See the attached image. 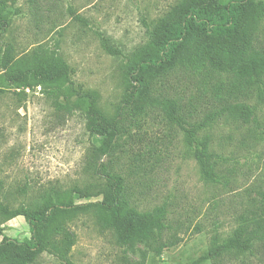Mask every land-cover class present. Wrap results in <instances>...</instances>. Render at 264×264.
Here are the masks:
<instances>
[{
    "label": "rangeland",
    "instance_id": "1",
    "mask_svg": "<svg viewBox=\"0 0 264 264\" xmlns=\"http://www.w3.org/2000/svg\"><path fill=\"white\" fill-rule=\"evenodd\" d=\"M179 0H0V57L7 47L27 62L57 55L70 67L77 87L98 94L109 117L128 114L132 86L126 77L127 56L148 41L144 22L152 23ZM80 18H77V17ZM258 39L264 45V19ZM108 44L120 50L112 54ZM197 78L176 72L159 79L157 91L182 99L200 120L215 107L210 91ZM61 82L23 90L6 80L0 67L1 197L11 207L40 203L56 190L74 204L111 201L105 179L94 164L121 173L142 210L167 206L169 233L181 240L157 254L144 242L124 246L111 230L99 227L93 212L70 222L77 241L70 256L76 264H264V252L227 254L201 259L211 240L231 235L241 217L251 223L263 210L264 87L241 100L253 113L247 122L224 114L202 133L211 136V161L220 183L205 181L183 131L159 109L129 120L114 152L92 157L99 139L89 134L79 111L67 112ZM193 103V107L190 103ZM129 116V114H128ZM28 240L24 216L0 217V241ZM32 264H65L43 252Z\"/></svg>",
    "mask_w": 264,
    "mask_h": 264
},
{
    "label": "trees",
    "instance_id": "2",
    "mask_svg": "<svg viewBox=\"0 0 264 264\" xmlns=\"http://www.w3.org/2000/svg\"><path fill=\"white\" fill-rule=\"evenodd\" d=\"M263 19L264 0H179L157 20L145 21L148 41L133 56H127L125 67L132 86L127 102L129 116L123 111L107 116L98 106V94L77 87L70 77L69 65L57 55L39 56L36 52L35 60L27 62L17 60L7 47L0 57V67L6 80L23 90L61 82L65 99L62 106L69 113L79 111L89 134L99 139V145L92 149L93 158L114 152L129 120L159 109L183 131L202 178L220 183L221 175L211 161V136L202 132L226 113L245 122L252 115V107L241 98L264 87V45L258 39ZM105 48L112 54L121 53L108 44ZM176 72L193 74L202 93L210 91L216 105L200 120H192L193 112L181 98L157 91L156 82ZM94 170L105 179V193L112 196L111 201L74 204L61 192L52 190L40 203L11 207L1 197L4 182L0 179V217L9 220L24 216L31 230L28 240L2 238L0 264H32L43 252L65 264H76L70 252L77 236L70 222L89 211L101 229L114 233L120 245L144 242L161 254L180 242L177 234L169 233L165 204L142 211L134 205L121 173L96 162ZM260 194L264 201V189ZM255 251L264 252V205L252 223L242 216L230 236L222 240L214 237L201 259Z\"/></svg>",
    "mask_w": 264,
    "mask_h": 264
}]
</instances>
